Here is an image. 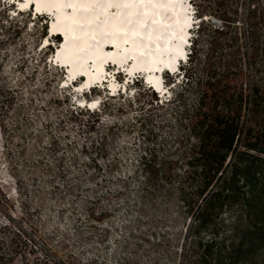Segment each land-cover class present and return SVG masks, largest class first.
Returning a JSON list of instances; mask_svg holds the SVG:
<instances>
[{
  "label": "rangeland",
  "instance_id": "rangeland-1",
  "mask_svg": "<svg viewBox=\"0 0 264 264\" xmlns=\"http://www.w3.org/2000/svg\"><path fill=\"white\" fill-rule=\"evenodd\" d=\"M217 2L191 3L204 12L198 15L199 26H228L237 32L247 96L252 70L247 8L252 0H226L238 13L234 22L225 24L212 13ZM260 3L264 6V0ZM15 10L8 0H0V189L18 217L27 210L24 205L28 207L38 228L41 242L37 255L29 259H42L47 244L56 258L48 264H186L188 225L176 207L167 212L143 207L138 173L140 156L150 144L148 126L141 123L154 130L155 142L164 150L178 148V103L165 102L182 90V74L166 76L169 93L162 100L143 78L116 97L109 96L105 85L88 94L75 93L62 85L66 69L50 63L58 42L52 38L54 45L43 47L50 35L48 16L36 19ZM198 29L194 39L200 40ZM200 48L208 51L207 44ZM198 59L205 60L200 55ZM124 79L118 75L120 83ZM77 99L100 103L89 109ZM244 111L247 120L249 104ZM88 124L94 125L90 132ZM5 222L0 213V224Z\"/></svg>",
  "mask_w": 264,
  "mask_h": 264
},
{
  "label": "trees",
  "instance_id": "trees-1",
  "mask_svg": "<svg viewBox=\"0 0 264 264\" xmlns=\"http://www.w3.org/2000/svg\"><path fill=\"white\" fill-rule=\"evenodd\" d=\"M217 1L212 13L223 24L234 22L237 6ZM247 11L249 94L243 90L237 32L228 26H199L200 40L193 39L187 66L180 68L182 90L165 102L178 103L174 113L182 136L176 152L157 145L154 130L141 123L148 126L150 144L140 156L139 201L156 212L178 209L179 219L189 228L186 264L264 262V6L252 0ZM201 44H207V52H200ZM199 55L205 60L199 62ZM93 126L88 124L86 131ZM24 208L23 217H18L0 189V213L6 219L0 224V264H17L19 259L21 264H48L55 258L43 244L44 257L29 259L37 255L41 237Z\"/></svg>",
  "mask_w": 264,
  "mask_h": 264
},
{
  "label": "bare ground",
  "instance_id": "bare-ground-1",
  "mask_svg": "<svg viewBox=\"0 0 264 264\" xmlns=\"http://www.w3.org/2000/svg\"><path fill=\"white\" fill-rule=\"evenodd\" d=\"M15 1L18 6L15 12L19 10L21 13L30 6L31 11H45L55 17L51 22V31L63 33L65 43L55 51L52 63L66 66L68 79L65 84L72 82L75 93L101 81L113 92L126 89L125 84L115 80V70L120 71L121 68L126 77L144 72L146 80L161 90V78L151 70L160 71L163 69L161 66L175 70L178 56L172 50L184 55L178 39H186L190 16L186 4L174 2L182 0ZM21 4L24 8L20 7ZM68 7L72 8V12L66 10ZM77 102L83 107L93 108L100 100L77 99Z\"/></svg>",
  "mask_w": 264,
  "mask_h": 264
},
{
  "label": "snow or ice",
  "instance_id": "snow-or-ice-1",
  "mask_svg": "<svg viewBox=\"0 0 264 264\" xmlns=\"http://www.w3.org/2000/svg\"><path fill=\"white\" fill-rule=\"evenodd\" d=\"M26 2H28V0H26ZM133 2H143V0H133ZM21 8H24V4L20 5ZM16 13L13 12V15H15Z\"/></svg>",
  "mask_w": 264,
  "mask_h": 264
}]
</instances>
